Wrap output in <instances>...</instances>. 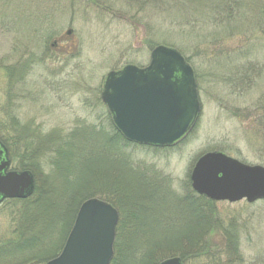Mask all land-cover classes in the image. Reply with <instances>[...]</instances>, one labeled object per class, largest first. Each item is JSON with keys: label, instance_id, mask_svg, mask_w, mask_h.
<instances>
[{"label": "rangeland", "instance_id": "1", "mask_svg": "<svg viewBox=\"0 0 264 264\" xmlns=\"http://www.w3.org/2000/svg\"><path fill=\"white\" fill-rule=\"evenodd\" d=\"M158 44L180 51L194 69L201 106L196 125L169 149L113 145L100 98L103 79L125 64L146 66ZM15 129H23L20 141L32 151L40 140L50 145L71 133L66 145L74 165L62 176L48 165V154L28 155L42 171L37 185L47 188L54 205L43 218H56L53 232L13 241L18 207L2 205L0 249L7 248L0 264H45L57 255L72 226L61 238V219L81 204L71 199L74 188L85 177L105 182L100 171L141 190L147 206L141 214L148 216L146 231L138 233L165 247L167 238L197 229L192 202L209 216L190 183L198 157L220 151L264 166V0H0V130L11 138ZM83 135L91 142H82ZM94 193L118 198L105 189ZM212 206L220 228L198 230L196 239L210 241L215 255L196 250L200 257L186 264H264V200ZM182 245L159 249L160 261L178 256Z\"/></svg>", "mask_w": 264, "mask_h": 264}, {"label": "water", "instance_id": "2", "mask_svg": "<svg viewBox=\"0 0 264 264\" xmlns=\"http://www.w3.org/2000/svg\"><path fill=\"white\" fill-rule=\"evenodd\" d=\"M113 126L126 140L172 147L195 126L200 101L194 70L175 48L157 45L148 65L125 64L109 71L100 93ZM7 150L0 141V202L27 198L34 191L29 170H8ZM192 189L213 201L264 200V166L249 165L219 151L195 161ZM117 210L93 197L81 203L60 253L45 264H109L113 257ZM158 264H183L177 256Z\"/></svg>", "mask_w": 264, "mask_h": 264}, {"label": "trees", "instance_id": "3", "mask_svg": "<svg viewBox=\"0 0 264 264\" xmlns=\"http://www.w3.org/2000/svg\"><path fill=\"white\" fill-rule=\"evenodd\" d=\"M110 128H111L110 138L113 145L117 144V140L120 141V143H123L124 145L127 146L136 145L134 143L125 140L120 135V133L117 132V130L113 127L111 123H110ZM14 131L15 134L13 135V137L11 136L10 138L9 136L6 137L3 131L0 130V137L8 148L12 160V165L15 169L30 170L35 178V187H34L33 195H31L29 198L26 199H14L7 201V203H10V205L7 204L9 207L11 205L15 206V208L18 207L16 210L18 225L13 230V233H15L13 241L16 242L23 240L24 235L26 234H29L30 236H32V234L35 235L36 233L37 235H44L46 232L52 231V228L54 227L52 224L56 219L49 217L43 221V218L45 216L44 215L45 209L47 208L52 209L54 205L51 206L49 204L50 195L47 192V188L40 187L37 185V180H36L37 175L39 174V172L42 171H39L40 169H37L36 168L37 165L34 164L32 161L29 163V160L27 159L28 155L31 154L34 155L36 153L39 155L41 154V152L48 154L47 158H50L48 165H50L51 169H55L59 173H62V176L65 175L66 173L65 170L69 168L68 166L74 164H72L70 161L72 158V152L68 150V148H71V146L66 145V141L71 137L69 136L71 135V133H68L66 138H61L58 140V142L56 141L55 143L53 144L51 143L50 145L48 144V142H46V140H40L37 144L34 145V149L32 151V146H29L27 143L25 142L22 143V141H20V139L25 137L23 129L20 130L17 129V131L15 129ZM82 138H83L81 140L82 142H87V143L91 142V140L85 139L84 135ZM65 152L67 156L65 155ZM79 162L81 164V160ZM86 163L87 162L82 163V166H84V168ZM91 171H93V169L89 170V172ZM100 173L105 174L104 176L105 182L94 184L93 181L95 180V178H90V181H88L86 177L85 180L80 179L82 180L79 181L81 182V184L76 185L77 188H74L75 191H73V195L75 194L76 197L73 196V198L71 199L74 200L76 204L77 203L76 199L80 200L79 203H82L84 200L88 198L99 196V198L111 203L118 210L120 214V219L116 229L114 255L109 264H157L161 259L160 254L162 253V251H160L159 249L165 248L167 250L172 251L171 248L179 247L182 244H184L182 245L184 246V248L182 247L180 249H176L175 253H178L177 255L182 259V261L185 264L187 260L198 257L199 256V253H197L198 251L202 252L200 256L208 255L207 258L209 257L210 246L208 244L210 243V241L208 240H204V242L202 240L198 241V239H196L197 238L196 236L198 235L199 231L211 232L212 229L218 230L220 228V226L217 225L218 223H216V220L214 218L212 201L204 197H201L203 200L207 202V207L209 209L208 218L206 217L204 218L206 212L203 215L202 213L203 211L200 212L198 209V204H194V202H192L195 213L194 214L195 217H193V219L197 222L196 224L197 229L195 228L196 227L195 226L194 227L195 229L189 230V232L183 234V237L174 236L171 239L167 238L166 240L168 241L165 243L166 244L165 247H162V245L156 243L157 242L156 240H153L152 238L149 237L147 238V236L142 237L141 235L143 234L139 235L140 232L143 233L144 231H146L145 226L147 225V222H145L143 217L148 216L145 213L144 215L141 214L142 209L145 208L147 209V206L141 203L142 201H144V197L143 195H141L140 192L141 190H136V188H133V186L131 185H127L128 183H125L122 180H117L116 177L111 176V174L108 172L100 171ZM104 177H102L101 179H103ZM88 182L89 183L91 182L90 188L88 187L89 185H87ZM93 184L97 186H101L102 188L96 187ZM97 189L108 190L112 194L117 195L118 198L111 199L106 194H95L94 192H96ZM85 194L87 195V197H84ZM130 196H134L135 199L138 200V202L134 201L135 200L134 198L130 199ZM69 205L70 202L68 203L67 208ZM74 208L75 207H72L71 209L68 208V210L70 209L69 212L67 210L61 219L63 225V228L60 229L59 231L61 234L60 235L61 238L65 236L66 234L65 232H67V230L69 231V228L74 221V217L78 207L76 209ZM155 220L159 221L157 218ZM39 222L41 223L40 227L33 230V225ZM150 223L148 224L149 226L148 232L154 234V231L151 229ZM222 235L224 239H226L227 241L232 240L231 233L224 232ZM34 237L37 238V236ZM133 249H134V254H133ZM190 250L193 251L191 253L190 252L188 253L187 251ZM196 250L198 251L195 252ZM137 254L139 256L137 258L136 257L134 258V256ZM210 255H215V253H212Z\"/></svg>", "mask_w": 264, "mask_h": 264}, {"label": "flooded vegetation", "instance_id": "4", "mask_svg": "<svg viewBox=\"0 0 264 264\" xmlns=\"http://www.w3.org/2000/svg\"><path fill=\"white\" fill-rule=\"evenodd\" d=\"M2 141V140H1ZM2 143H4L3 141H2ZM9 153V152H8ZM9 155V161H10V164H9V170H13V169H15L14 167H13V165H12V160H11V157H10V154H8ZM9 200H13V199H4L3 201H1L0 202V207L3 205V206H8V205H10V203H7V201H9ZM8 204V205H7Z\"/></svg>", "mask_w": 264, "mask_h": 264}, {"label": "bare ground", "instance_id": "5", "mask_svg": "<svg viewBox=\"0 0 264 264\" xmlns=\"http://www.w3.org/2000/svg\"><path fill=\"white\" fill-rule=\"evenodd\" d=\"M2 143V142H1ZM3 144V143H2ZM3 145H5V144H3ZM6 146V145H5ZM8 168H10V167H8ZM13 170H15V169H13ZM31 172V171H30ZM32 173V172H31ZM77 209H79V207L77 208ZM117 210V209H116ZM78 211V210H77ZM117 212H118V210H117ZM76 214H77V212H76ZM119 219H120V214H119V212H118V221H117V224H116V227L118 226V223H119ZM73 223H74V221H73ZM73 223H72V225H73ZM6 246H2L1 247V249H0V251H1V253H0V255H5V251H6Z\"/></svg>", "mask_w": 264, "mask_h": 264}]
</instances>
